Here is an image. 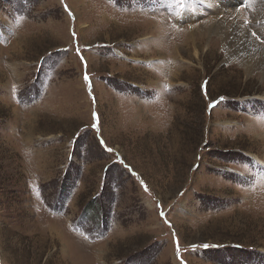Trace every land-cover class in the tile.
I'll return each mask as SVG.
<instances>
[{
  "label": "rangeland",
  "instance_id": "obj_1",
  "mask_svg": "<svg viewBox=\"0 0 264 264\" xmlns=\"http://www.w3.org/2000/svg\"><path fill=\"white\" fill-rule=\"evenodd\" d=\"M185 2L0 0V264H264V77Z\"/></svg>",
  "mask_w": 264,
  "mask_h": 264
},
{
  "label": "bare ground",
  "instance_id": "obj_2",
  "mask_svg": "<svg viewBox=\"0 0 264 264\" xmlns=\"http://www.w3.org/2000/svg\"><path fill=\"white\" fill-rule=\"evenodd\" d=\"M193 2L202 3L212 16L194 23L192 20H195V15L201 14L195 6L190 7V4L185 2L182 7L177 8L173 25H176L175 22L179 21V18L182 21L190 20V23L181 29L182 34L187 37L186 40L189 38L188 43L197 48V43L205 39L207 48H210L212 43L209 40H212L222 53L223 61L239 66L247 76L258 74L264 77V45L258 39L256 40L252 30L244 24L242 21L244 17L239 18L242 12L246 20L248 19L246 22L253 21L255 27L260 32L262 30L264 32V0H247V8L244 10L242 8L240 11L237 10L236 5L241 3V0H193ZM168 7L173 8V3L169 2ZM228 7L233 9L226 11ZM162 12L163 14L160 13V15L169 17L168 11ZM192 14H194L193 19ZM198 40L201 42H197ZM261 127L263 128H260L257 135L264 142V126Z\"/></svg>",
  "mask_w": 264,
  "mask_h": 264
},
{
  "label": "snow or ice",
  "instance_id": "obj_3",
  "mask_svg": "<svg viewBox=\"0 0 264 264\" xmlns=\"http://www.w3.org/2000/svg\"><path fill=\"white\" fill-rule=\"evenodd\" d=\"M85 79L86 80L88 79L87 75H85ZM109 151H111V150L109 149ZM160 214H161V216H164L165 215L163 212H161ZM177 250H179V242L178 241H177Z\"/></svg>",
  "mask_w": 264,
  "mask_h": 264
}]
</instances>
